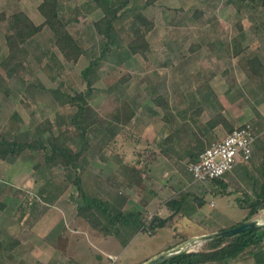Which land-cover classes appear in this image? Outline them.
<instances>
[{
  "label": "rangeland",
  "instance_id": "374dc122",
  "mask_svg": "<svg viewBox=\"0 0 264 264\" xmlns=\"http://www.w3.org/2000/svg\"><path fill=\"white\" fill-rule=\"evenodd\" d=\"M145 1L131 0L129 6L144 10L155 21L154 28L147 34L151 45L147 56L129 51V27L120 20L111 51L100 57L92 73L96 80L92 83L94 89L89 100L97 115L105 117L102 122L109 118L108 112L126 98L138 102L137 111L140 114L134 127L127 124L120 128L116 136H111L109 130H101V125L90 133L88 147L78 168L88 194L97 188L98 193L105 197L107 185L113 182L118 190L141 200L145 196L143 179L145 185H153L156 183L154 178L160 180L161 177H166L169 186L174 187L172 190L175 192L171 195L180 197L187 191V188L180 190L192 181L188 170L192 160L185 153L177 155L176 159L168 162L169 165L165 163L167 167H160L155 161L145 164L150 154L159 153L165 135L162 127L168 125L164 119L163 105L153 100L155 95L161 94L173 101L184 98L187 88L211 85L215 88V94L235 97L243 112H247L245 122L255 124L259 132L264 128V121L259 120L258 123L253 119V102L254 98L260 96L258 90L261 84L259 78L250 76L244 66L246 58L255 53L264 61V6L259 2L232 0H157L148 6ZM40 2H0V11L5 10L8 15L0 19L1 69L8 78L6 83H0V138L4 132L17 133L21 138L32 136L36 131L47 134L50 124L63 117L65 122L68 121L70 113L74 111L72 105L63 102L61 91H53L60 88L66 92L68 86L47 59L49 49L57 51L56 61L60 68H66L67 83L72 85L69 88L74 93L75 90L87 89L88 82L82 69L93 55H100L104 46L105 39L93 24L104 14V9L86 0H61L62 13L70 19V29L80 38L87 53L76 63L68 62L55 45V34L45 27L24 43L28 55L21 65L7 61L5 33L12 21V12L24 9L35 22H41ZM196 9L201 13H196ZM9 65L15 66L16 71L9 69ZM127 73L130 74L129 78L122 80ZM166 114H169L167 110ZM157 122L161 131L151 132L153 124L155 127ZM120 126L123 125L119 123ZM53 128L58 132L56 126ZM73 143L80 146L78 141ZM43 157L42 152L27 149L20 155L10 154L6 160L0 159V200L7 203L5 208L0 207V264H45L33 254V251H45V248L50 251L44 258L47 264H66L69 258L74 264H109L108 252L119 255L117 264H135L139 262L137 260L141 262L146 256L173 246L181 240L182 235L191 237L203 226L227 225L231 222L236 225L246 214V210L237 204V199L246 196L253 198L252 166L241 182H232L231 191L227 193H230L228 197L235 205L225 209L224 214L217 215L225 195L207 191L202 212L194 214V220L179 216L173 222L180 233L174 235L177 239L173 242L169 233L174 226L172 230L162 228L154 234L142 231L127 246L113 238L116 242H102V248L93 243V232L97 230L76 215L77 205L84 201L71 180L76 170L63 165L51 170ZM113 163L116 165L114 171L111 170ZM165 168L170 169L167 174L162 172ZM171 175H176L175 179ZM48 180L56 186L65 183L67 188L50 206L41 200L36 214L28 213L20 218L18 207L22 198L9 193L5 184L9 186L8 189L18 187L22 191L36 193ZM125 187H128V192L123 190ZM196 187L198 184H193L189 189ZM187 198L189 210L190 200L194 198ZM211 200L216 201V205L211 204ZM148 216L144 215L145 219H149ZM63 219L66 229L74 236L68 242L72 246L69 250L64 248L67 246L65 242L60 249L56 248L59 233L48 239L52 232L62 230ZM73 228L81 231H73ZM46 241L54 246L46 244ZM202 243L195 242L190 248L199 249Z\"/></svg>",
  "mask_w": 264,
  "mask_h": 264
},
{
  "label": "trees",
  "instance_id": "16d2710c",
  "mask_svg": "<svg viewBox=\"0 0 264 264\" xmlns=\"http://www.w3.org/2000/svg\"><path fill=\"white\" fill-rule=\"evenodd\" d=\"M94 3L95 6L104 9V14L93 21L96 31L103 35L104 46L99 56H92L89 63L82 69V74L87 79L86 90H75L73 93L69 87L72 85L67 83L68 77L65 67H59L57 59V51L49 49L47 52V59L53 65L54 70L60 73L67 84L68 91L64 92L60 88L53 91L62 92L64 95L63 102L69 103L74 108L70 113L69 120L65 122L63 119L57 120L56 123L49 125L48 133L44 134L43 131H36L32 136L21 138L17 133L8 134L6 132L0 138V159L6 160L10 154L20 155L25 150H33L42 152L44 155V162L50 169L56 168L58 165L64 167L71 166L76 170V174L72 180L77 185L78 190L84 197V203L77 205V217L87 222L92 228L98 232L107 235L113 232V229L118 224L137 223L140 231H146L150 234L157 232L159 228L173 227L175 215L181 210L184 205L183 198H171L168 200L169 206L174 209L169 215L161 216L158 213L153 214L149 219H143L139 213H126L124 211H112V206L107 200L100 197H92L87 195L81 178V171H78L84 157V150L88 147L90 133L95 131L101 125V130L110 132L111 136H116L120 128L130 124L135 115V109L128 101H122L114 109L108 112L109 119L107 118L102 122L105 117L97 115L95 109L90 103V95L94 89L92 83L94 68L98 65L100 57L106 55L111 51V47L115 42L116 34L118 32V24L120 20L129 27L130 37L127 41V47L132 54H141L147 56V51L151 45L147 39V34L154 28L155 21L149 17L144 10H135L134 7L129 6L131 0H86ZM157 0H146V5L155 4ZM234 2H259L264 6V0H232ZM39 11L44 16L41 23H36L30 15L22 9H17L12 12V21L5 33V41L8 47V54L6 55L7 61L16 62V65H21L28 55V49L25 42L37 33L41 32L45 27L50 28L55 34V45L62 56L71 63H76L81 55L86 54V48L81 42L80 38L70 29V19L65 17L61 10V0H41L38 5ZM196 13H201L196 9ZM5 10L0 11V19L7 18ZM124 16H126L124 18ZM60 62V61H59ZM0 61V83H6L8 78L1 69ZM5 63V62H4ZM244 66L249 72L250 76H259L264 80L263 70L264 61L262 57L255 53L253 56L247 57ZM13 72L16 71L15 66L9 65L8 67ZM130 74L127 73L122 80L129 78ZM41 84V83H39ZM43 85V84H41ZM60 94V95H61ZM59 95V96H60ZM58 96V97H59ZM157 104L165 105L166 98L162 95L154 97ZM210 124L215 125L223 123L230 130L235 126L227 119L226 115L220 109L216 111L209 119ZM119 123L123 126L119 127ZM54 126L58 128V132L54 130ZM73 131H76L74 134ZM171 138L166 136L165 141ZM78 141L80 146L73 142ZM204 148L195 147L190 151V159L196 161L199 159L200 152ZM156 153L149 155L145 164H149L155 157ZM84 169V168H83ZM213 180H219V177ZM50 180L46 181L40 186L38 192L34 193L29 190H15L8 189L7 183L5 187L9 193L18 195L22 201L18 207L20 218L25 214H36L41 200L50 206L54 201L63 193L67 188V184L61 183L55 185ZM4 187H2L3 190ZM153 194V193H152ZM196 200H200L198 196H194ZM201 202V201H200ZM205 202V200H204ZM242 206L248 208L247 216L240 220L238 223L247 221L257 214L259 210L264 208V185L257 193L256 198L252 199L246 196L241 201ZM199 203V201H198ZM7 203L0 200V207H6ZM236 223V224H238ZM235 225V224H234ZM232 225V226H234ZM231 227V226H230ZM67 227L63 225L62 230L58 234L57 248H61L63 243L67 244L68 235H66ZM174 228V235L180 234L176 226ZM227 228V227H225ZM188 235H182L181 240L188 239ZM131 238V237H128ZM56 239V240H57ZM180 240V241H181ZM264 240V225L254 227L237 232L232 235L220 236L203 241L199 249L184 250L181 253L175 254L167 259L161 260L155 264H198L211 262L212 264H224L227 258L233 257L237 254L244 252L249 246L262 242ZM129 239H124L123 244H127ZM178 241V242H180ZM18 242V241H15ZM62 242V244H61ZM176 242V243H178ZM174 243L173 245H175ZM172 246V245H170ZM169 246V247H170ZM148 258V257H147ZM139 262L135 263L138 264Z\"/></svg>",
  "mask_w": 264,
  "mask_h": 264
},
{
  "label": "crops",
  "instance_id": "0c3cea01",
  "mask_svg": "<svg viewBox=\"0 0 264 264\" xmlns=\"http://www.w3.org/2000/svg\"><path fill=\"white\" fill-rule=\"evenodd\" d=\"M9 19L10 18H8V20ZM43 20H44V16H43ZM41 22H36V23H41ZM7 54H8V47H7L6 55ZM263 75H264V70H263ZM257 77L259 78L261 86H259L260 90H258V94H260V96H257L256 98H254L255 100L253 102V119H255L256 122L258 121L259 123V120L264 121V91H263L264 90V86H263L264 80H261L259 76ZM186 90H187V94L182 99L177 97L178 100L170 101L164 96L167 101V103L163 105L164 112H165L164 119L167 120L168 125H166V127L165 126L162 127V129H164L163 132L165 135H163L164 137L162 139V144L159 149V153H157L154 159L152 160L158 163L160 167H167L169 165L168 162H172L174 159H176L177 155H181L185 153L186 155L190 157L191 149L195 147L205 149L213 140L224 136L229 131L226 125H224L223 123L212 125L209 122V119L212 117V115L216 111L221 109L223 113L226 115L227 119L234 126L242 124L246 120L247 112H243L240 105L236 102L235 97L227 98L225 95L223 96L220 94L217 95L215 94L216 93L215 88L211 85L207 86L206 88H202L201 86H198V87L194 86L192 88H187ZM154 97H153V100H154ZM123 101H128L135 109V115L133 116L132 122L130 123L131 127H134V125H136L135 123L136 119H138V116L140 114V112L137 111L138 102L136 100H130L127 98L123 99ZM166 110L169 114H166ZM160 129L161 127L159 123L157 122L155 123V127L153 124V129L151 132H155V130L157 132H160L161 131ZM258 134H259L258 138L254 144L253 156L248 162H244V161L239 162L232 170L228 171L222 177H219V180L217 181L213 180L214 178L203 181L204 183H201V184H204V186L202 187H201V184L197 183L198 180H195L189 171L192 181H189L186 185H184L180 189L182 190V189L187 188V191L183 192L184 194L180 197H177V195H174V194L171 195L172 193L175 192L172 190L174 187L172 185L169 186V183L166 182V177L165 178L161 177L160 180L157 178H154L156 183H154L153 185L152 184L150 185V183H147V185H145L144 184L145 178H144L142 187L143 189H145V191L143 190L145 193V196L141 200L134 198L132 196H129L128 194L124 193L121 189L118 190V188L113 182H110L107 185L106 187L107 194H104L105 197L98 193L97 188L94 189V191H92V194H88V193L86 194L91 196V198L100 197V198L107 200V202H109L110 205L112 206L113 212H117V211H124L126 213H132V212L136 213L137 212L141 216H143V219H145L144 215L146 214H149L148 217H151L155 213H158L161 216L169 215L174 209H172L171 206H169L167 201L173 197L183 198L184 205L181 208V210L175 215V220L179 216H182L183 218L188 217L191 220H194L195 219L194 214L199 213L203 207V204L205 203L204 202L205 193L207 191H211L212 193H216V194L220 193L222 195H225V198H224L225 201L222 203V206H221L222 208L219 207L216 213L217 215H220L221 213L224 214L225 209H227L228 207L232 205H235L234 202L231 201L228 197L230 193L227 194L229 191H231L232 182H238V183L241 182L244 176L247 174L249 167L253 166V198L252 199L256 198L257 193L260 191L261 187L264 185V128L262 129V131L260 132L258 131ZM166 136H169L171 138H169L168 141H165ZM116 155L118 156L119 153H116ZM252 162L253 164L251 165ZM165 163H167L168 165L165 166L166 165ZM111 166H112L111 170L114 171L115 170L114 167L116 166L115 163L111 164ZM57 167H59V165ZM168 170L170 171V169ZM168 170L167 168L163 169L162 171L163 174H167ZM173 175H171V177L172 178L174 177L175 179L176 175L175 176ZM171 177L169 178L170 180L172 179ZM193 181L196 183H194ZM193 184H198V187L189 189ZM75 186L77 185L75 184ZM128 187H125L123 190L128 192L127 191ZM188 196L191 198H194V196H198L199 198H201L200 200H196L195 198L193 200H190L189 210H188V205L186 204V202L188 203L187 201ZM242 199L238 198L237 200H239V202L237 204L240 207H242V209L246 210V214L244 216L246 217L248 213V208L245 206H242L241 204ZM193 201H195V203H193ZM84 202L85 201H83V203ZM215 203L217 202L214 200H211V204H215ZM262 210H259V212L253 215L252 218H259L261 221H264V216H262L261 214ZM76 213H77V210H76ZM203 216H204V213L203 215H201V218ZM65 222L66 221H64L63 219L62 227L63 225L66 226ZM234 223L235 222H231L230 224H227V225L219 224V225H215L212 227L203 226V228L193 232L191 236L203 234V233L218 230V229H223L232 224L234 225ZM171 228L172 227H168L169 230H172ZM160 229L162 228H159L157 232H159ZM57 231L58 230L52 232V234H49L48 239H51L49 237H52L58 234L59 232ZM73 231H81V230L73 228ZM66 232H67L68 238L65 240H68L69 242V240L73 238L74 236L70 234L68 230ZM141 232L142 231L139 230L137 223H133L131 225L128 223H121V224H118L115 229H113L112 233H109L107 235H104L103 233L98 232V231L97 232L94 231L93 232L94 233L93 243L103 248L101 244L102 242H109V241L114 242L115 240H117L123 243L124 239L125 240L129 239L127 244H124L127 246ZM170 232H171L169 233L170 237H173L171 241L173 242V240L177 239V237H174L173 230ZM77 237H79V235H77ZM108 237L110 239H108ZM128 237H131V238H128ZM68 242L66 244L67 246L64 248L65 249L67 248L69 250L70 248H72V246L71 244H68ZM46 244L51 245L49 241H46ZM51 246L53 247L54 245H51ZM44 250L45 251H37V252L33 251V254L37 256V258H40L42 262L47 264L44 258L47 255V253H50V251L47 248H45ZM58 251L61 252V250H58ZM108 254H111V252H108ZM70 259L72 258L67 259L66 264H74V262ZM68 260H70V262H68ZM137 261L140 262V260H137ZM75 264H78V263L75 262ZM198 264H212V263L205 262V263H198ZM224 264H264V240L262 242L249 246L241 254H237L233 257L227 258L224 261Z\"/></svg>",
  "mask_w": 264,
  "mask_h": 264
},
{
  "label": "built area",
  "instance_id": "2783aa9c",
  "mask_svg": "<svg viewBox=\"0 0 264 264\" xmlns=\"http://www.w3.org/2000/svg\"><path fill=\"white\" fill-rule=\"evenodd\" d=\"M258 135L257 126L252 122L239 124L213 140L198 160L189 163L188 170L198 181L222 177L239 162H248L252 158ZM261 214L264 216V209ZM108 259L109 264H117L119 255L108 254Z\"/></svg>",
  "mask_w": 264,
  "mask_h": 264
},
{
  "label": "water",
  "instance_id": "95a60500",
  "mask_svg": "<svg viewBox=\"0 0 264 264\" xmlns=\"http://www.w3.org/2000/svg\"><path fill=\"white\" fill-rule=\"evenodd\" d=\"M262 225H264V221H261L259 218H252L242 223H238L234 226L228 227V228L218 229V230L209 231V232L199 234V235H194L169 248H166L158 253L151 255L150 257L139 262L138 264H155L175 254L181 253L184 250H193L192 248H190V246L194 244L195 242H203L205 240L220 237V236L232 235L237 232L250 229V228H254V227H259Z\"/></svg>",
  "mask_w": 264,
  "mask_h": 264
}]
</instances>
